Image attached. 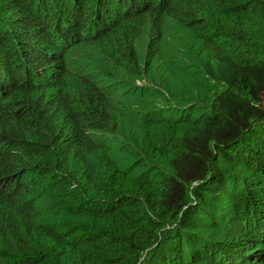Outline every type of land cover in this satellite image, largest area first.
<instances>
[{"label":"trees","instance_id":"obj_1","mask_svg":"<svg viewBox=\"0 0 264 264\" xmlns=\"http://www.w3.org/2000/svg\"><path fill=\"white\" fill-rule=\"evenodd\" d=\"M0 264H264V0H0Z\"/></svg>","mask_w":264,"mask_h":264},{"label":"rangeland","instance_id":"obj_2","mask_svg":"<svg viewBox=\"0 0 264 264\" xmlns=\"http://www.w3.org/2000/svg\"><path fill=\"white\" fill-rule=\"evenodd\" d=\"M168 28L170 29L171 33L174 31L175 28L183 32V35H186L184 31L189 33V30H187L188 28L184 26H180L174 21L166 24V30ZM153 36H154L153 32L148 29L145 30L143 34L139 36V41H138V45L136 46V49H137L140 65H143L144 63L145 52L147 50L150 51L151 61L153 64L156 63L158 60L166 58L167 49L162 50L161 43L158 40H152L150 44L146 45L144 48H141L142 45L146 44ZM186 36L189 37L188 35ZM156 70L157 68L154 67L150 68L145 73L146 74L145 76L139 77V79L141 80V84L140 81H137V85H138L137 88H135L134 90L129 89V93L137 94L139 106H141V104L143 103L141 101L147 99L150 101L149 103L157 104L158 107H169L166 101V94H167L166 83L162 78L159 77V74ZM179 72L185 74V71H179ZM218 89H221V87H219ZM215 90H217V88L213 89V91ZM211 96H213V94H208V98ZM182 103H186V102L183 100L181 101L179 99L176 100L172 99V103L170 105L174 106L175 104V106L179 107V105H181ZM192 112L194 115L200 113V112L196 113L194 111ZM126 133H127L126 127L120 129L117 134H108L98 129L90 130L91 136H93L96 140L117 148L124 143L123 136H125Z\"/></svg>","mask_w":264,"mask_h":264}]
</instances>
